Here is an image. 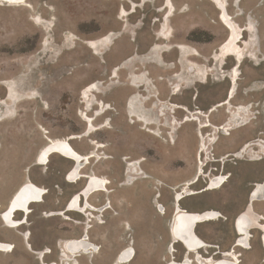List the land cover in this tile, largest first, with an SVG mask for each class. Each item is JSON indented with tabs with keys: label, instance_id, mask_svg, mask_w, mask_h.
Segmentation results:
<instances>
[{
	"label": "rangeland",
	"instance_id": "obj_1",
	"mask_svg": "<svg viewBox=\"0 0 264 264\" xmlns=\"http://www.w3.org/2000/svg\"><path fill=\"white\" fill-rule=\"evenodd\" d=\"M224 2L243 30V60L221 57L230 32L213 0L0 2V214L27 182L47 191L27 225L8 228L1 214L0 242L15 249L0 252V264H118L129 248V264L185 261L180 244L168 252L173 197L201 159L207 178L194 190L214 175L228 182L182 206L225 218L198 228L214 245L201 256L220 259L234 246V219L264 183V0ZM197 112L200 121H186ZM206 124L201 157L197 129ZM59 140L93 154L77 184L66 181L73 161L54 155L38 165ZM91 175L106 179L108 192L91 195L95 210L69 212ZM253 206L264 217V200ZM261 234L253 230L250 250L237 249L241 264H264ZM84 237L95 246L88 254L63 251L65 241ZM45 249L52 254L43 258Z\"/></svg>",
	"mask_w": 264,
	"mask_h": 264
},
{
	"label": "bare ground",
	"instance_id": "obj_2",
	"mask_svg": "<svg viewBox=\"0 0 264 264\" xmlns=\"http://www.w3.org/2000/svg\"><path fill=\"white\" fill-rule=\"evenodd\" d=\"M28 1L29 0H0L1 3L8 5H24ZM224 1L225 0H213V2L216 4L217 8L220 10L222 14V21L224 22V25L226 26V28H228L230 32V40L226 45L224 44L225 46L223 48V53L221 57L224 59L236 57L239 60H243L245 58L244 49H242V47L239 45L241 43V40L243 39L242 38L243 30L238 28L232 21ZM91 44H93L92 45L93 47H90L91 49L98 50L99 48L98 44L96 43H91ZM91 86L92 85L88 86L89 88L88 90H90ZM230 97L231 95L229 92L227 99L224 102L229 101ZM225 104L226 103H223L222 105ZM211 110L212 108L210 109V111ZM201 114L202 112H197L196 114L193 115L191 114L192 117L187 116L186 121L187 122L192 120L200 121L198 115ZM209 126L211 125L210 124L201 125L200 132H198L197 129L198 139L199 136L202 135L201 129ZM201 137L203 138V142L199 147L198 153L202 157L207 149V146L206 143H204V135H202ZM236 154H233V156L235 157ZM54 155H59L62 158L74 162L73 167L67 173L66 176L67 177L66 181L70 184H77L85 178V175L82 173V171L85 168V166L90 163V159L93 156V154L89 156H84L80 154L79 152H77V150L68 140L51 141L40 153L38 157V165L39 166L48 165L50 162V158L53 157ZM199 162L200 164L198 165V170L196 171L197 174H195L196 175L195 178L192 181L186 183V185L184 186L181 192H176V199L174 202L176 208V215L175 216L173 215L174 219L171 225V235L173 237L174 243L178 242L182 244L185 247V249L189 252V254L199 253L200 251L211 247L205 240H203L198 235L197 229L199 228L200 225L209 223V221H216L217 218L220 217V215L215 210H208L204 212H187L183 210V208L181 207L182 199L184 200L185 197L201 195L204 193L206 194L209 192L220 190L228 182V178L226 179L225 176L223 175L215 176L211 178L209 182H207L208 187H206V189H203L202 191L192 190V187L197 183H199L201 178L205 175V169H204L205 163L203 162L202 159L201 161L199 160ZM82 164L84 165L80 167V165ZM133 170L132 172H134ZM99 178L100 177L97 178L92 175L87 176L86 185L79 193L74 195L73 198L70 200L68 204L69 206L67 207L69 212L81 214L83 212L87 213L89 210H91V208H92L91 211L95 210V208H93L89 203V199L91 195L95 192H104V193L108 192V188H107V184H109L108 181H105L106 179L104 180ZM133 180H137V179H133ZM255 186L256 188L253 189L251 201L255 202V201L264 200V183H257V185ZM46 194H47L46 190L34 185L32 182H27L23 184L14 194V196L9 202L7 209L2 214V221L4 225L8 228H13V229L15 228L18 229L20 227L27 225L28 217L31 214L32 206L34 204L43 203ZM179 200L180 202L176 203ZM11 204L12 206L10 207ZM248 204H250V202ZM251 206H249L248 210H245L244 212L239 214L236 217L234 223L235 231L237 233V240L239 239L237 245L247 250L251 248L250 237H251V232L253 230H259L262 232L263 239L261 238V240L262 243H264V225L261 222L262 217L256 214L253 207ZM18 214L22 215L21 219H17ZM87 233L88 232L86 231L84 235L87 236ZM87 238L88 237H84L81 240L67 241L65 243V248L67 252L73 255H77L78 253L80 254L84 252L89 253L92 250V247L95 246L92 243L88 242L89 240ZM169 248H170L169 250H171V253H173L174 252L173 243L170 245ZM14 249L15 248L12 244L0 242V252L12 253ZM133 252L134 250L132 248L124 251V253L121 254L119 262L121 264L131 263L133 261L131 255ZM188 263H189V259L187 257L185 258V261L183 263H178L173 261V262H169L168 264H188ZM210 264H241V260L235 254V252L230 251L228 254L225 255V257L212 261L210 262Z\"/></svg>",
	"mask_w": 264,
	"mask_h": 264
},
{
	"label": "flooded vegetation",
	"instance_id": "obj_3",
	"mask_svg": "<svg viewBox=\"0 0 264 264\" xmlns=\"http://www.w3.org/2000/svg\"><path fill=\"white\" fill-rule=\"evenodd\" d=\"M75 163H76V161H75ZM207 166V164H205V167ZM205 169V168H204ZM206 172V171H205ZM215 176H217V175H214V176H211L209 179H208V181L207 182H209L210 181V179L211 178H213V177H215ZM203 177H206L207 178V174L205 173V175L203 176ZM29 181V180H28ZM198 184V183H197ZM196 184V185H197ZM196 185H194V186H196ZM207 185H208V183H207ZM205 186L204 188H202V189H200V190H195V191H202L203 189H206V187H208V186ZM255 185H257V184H254V187H253V189L254 188H256V186ZM193 186V187H194ZM193 187H192V190H194L193 189ZM253 189L251 190V192H250V195H249V200H248V203L251 201V196H252V194H253ZM205 194V193H204ZM201 195H203V194H201ZM194 196H199V195H194ZM194 196H190V197H194ZM190 197H185L184 198V200L182 199V201H181V207L183 208V210H185V211H187V212H191V211H188V210H186L183 206H182V202L183 201H185L187 198H190ZM175 199H176V193L174 194V197H173V207H174V212H173V215L175 216L176 215V208H175V205H174V202H175ZM11 200V199H10ZM10 202V201H9ZM178 202H180V200L179 201H177L176 203H178ZM252 202V206L251 207H253V209H254V203L255 202H258V201H255V202H253V201H251ZM8 205H9V203H8ZM159 205V206H158ZM161 205V206H160ZM12 206V204L10 205V207ZM157 207H158V209H160V213L161 214H166V209H165V207H164V205H162V204H160L159 202H157V205H156ZM8 207V206H7ZM164 209H163V208ZM7 209V208H6ZM5 209V210H6ZM163 209V210H162ZM4 210V211H5ZM3 211V212H4ZM66 211H67V208H66ZM255 211V210H254ZM2 212V213H3ZM68 212V211H67ZM1 213V214H2ZM217 213H219V212H217ZM1 214H0V219H1ZM219 215H220V217H218L217 218V220L216 221H209V223H211V222H218V221H220L221 220V218L223 217V215L222 214H220L219 213ZM174 216H172V222H173V217ZM262 217V219H261V221L264 219V217L263 216H261ZM236 219V218H235ZM235 219H234V223H235ZM2 220V219H1ZM172 222H171V225H172ZM263 225H264V223H262ZM171 225H170V231H171ZM198 230V229H197ZM234 230H235V225H234ZM236 232V231H235ZM253 232V231H252ZM252 232H251V237H250V247H251V239H252ZM198 233V232H197ZM236 235H237V233H236ZM171 237H172V235H171ZM26 238V240L28 239V237L26 236L25 237ZM261 238H262V236H261ZM239 240V239H238ZM238 240H237V238H236V240H235V242H234V246L232 247V248H230L228 251H225V252H220L221 253V255H222V257H225V255L226 254H228L230 251H232V252H235V254L239 257V259H240V256L238 255V252H237V249H240V250H243V248H241V247H239L237 244H238ZM66 242V241H65ZM65 242H64V244H63V251L64 252H67L66 251V249H65ZM261 242H262V240H261ZM173 243V246H174V252H173V254L175 253V251H176V249H175V245L176 244H180V243H178V242H175L174 243V240H173V237H172V241H171V243H170V245ZM11 244V243H10ZM209 244V243H208ZM263 245H264V243H262ZM13 245V244H12ZM180 245H182V244H180ZM211 247L210 248H206L205 250H202V251H200L199 253H190L189 254V252L185 249V247L182 245V247L186 250V256H185V258H187L188 257V259H189V263L188 264H193L194 262H199V264H201L202 262H204L205 264H210V262H212V261H215V260H217V259H211V258H206V257H204V256H201V252H207V250L208 249H212V248H214V245H212V244H209ZM14 246V245H13ZM29 246V245H28ZM15 247V246H14ZM170 247V246H169ZM130 249V248H129ZM170 249V248H169ZM251 249V248H250ZM249 249V250H250ZM47 250H49V249H45V250H43L42 252H41V254L43 255V258H46V257H48V255H50V254H52V252L50 251V253H47L46 254V251ZM128 250V249H127ZM134 250V249H133ZM126 251V250H125ZM243 251H248L247 249L246 250H243ZM169 253H171V250H169L168 251ZM124 253V251L123 252H121L120 253V255L118 256V264H121L120 262H119V260H120V257H121V254H123ZM67 254H69V255H71V257H75V258H78L79 257V255H84V254H88V253H86V252H84V253H80V254H77V255H73V254H70V253H68L67 252ZM132 255V259L134 260V257H135V255H136V252H135V250H134V252L131 254ZM190 255H194V259H192L191 257H190ZM221 257V258H222ZM184 261H182V262H178V263H183ZM201 262V263H200ZM51 264H57V263H55V262H53V263H51Z\"/></svg>",
	"mask_w": 264,
	"mask_h": 264
},
{
	"label": "water",
	"instance_id": "obj_4",
	"mask_svg": "<svg viewBox=\"0 0 264 264\" xmlns=\"http://www.w3.org/2000/svg\"><path fill=\"white\" fill-rule=\"evenodd\" d=\"M84 164H82V165H80V167H82ZM252 204V202L250 201V204H248V206H247V208H246V210H248L249 209V206ZM262 239H263V235H262Z\"/></svg>",
	"mask_w": 264,
	"mask_h": 264
},
{
	"label": "crops",
	"instance_id": "obj_5",
	"mask_svg": "<svg viewBox=\"0 0 264 264\" xmlns=\"http://www.w3.org/2000/svg\"><path fill=\"white\" fill-rule=\"evenodd\" d=\"M35 205V204H34ZM63 212V211H62ZM58 213V212H57ZM54 216V215H53ZM58 216H60V215H58ZM261 216V215H260ZM211 223H214V222H211ZM205 224H208V223H205ZM204 225V224H203ZM201 226V225H200ZM199 226V227H200ZM261 236H262V234H261ZM243 250H246V249H243Z\"/></svg>",
	"mask_w": 264,
	"mask_h": 264
},
{
	"label": "built area",
	"instance_id": "obj_6",
	"mask_svg": "<svg viewBox=\"0 0 264 264\" xmlns=\"http://www.w3.org/2000/svg\"><path fill=\"white\" fill-rule=\"evenodd\" d=\"M221 219L224 220L225 219L224 216Z\"/></svg>",
	"mask_w": 264,
	"mask_h": 264
}]
</instances>
